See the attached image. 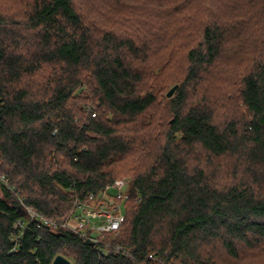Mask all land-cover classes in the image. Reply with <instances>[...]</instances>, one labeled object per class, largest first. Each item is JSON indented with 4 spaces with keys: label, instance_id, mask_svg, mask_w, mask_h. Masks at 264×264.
<instances>
[{
    "label": "trees",
    "instance_id": "16d2710c",
    "mask_svg": "<svg viewBox=\"0 0 264 264\" xmlns=\"http://www.w3.org/2000/svg\"><path fill=\"white\" fill-rule=\"evenodd\" d=\"M87 2L0 0V264L264 249V0ZM119 177L125 220L104 243L15 227L21 197L63 218Z\"/></svg>",
    "mask_w": 264,
    "mask_h": 264
},
{
    "label": "built area",
    "instance_id": "2783aa9c",
    "mask_svg": "<svg viewBox=\"0 0 264 264\" xmlns=\"http://www.w3.org/2000/svg\"><path fill=\"white\" fill-rule=\"evenodd\" d=\"M128 178L119 177L101 194L91 193L87 198L73 199L69 213L63 217H50L37 210L30 204H26L21 197V204L25 216L15 222V227L22 234L35 221L39 227H47L52 230L66 229L78 233L93 243H104L107 234H118L122 222L125 220L123 201L129 197ZM4 183L14 188L9 183L6 175L0 172V184ZM109 244L105 242V246ZM117 250L120 246H116ZM106 248L100 252L105 253Z\"/></svg>",
    "mask_w": 264,
    "mask_h": 264
},
{
    "label": "rangeland",
    "instance_id": "374dc122",
    "mask_svg": "<svg viewBox=\"0 0 264 264\" xmlns=\"http://www.w3.org/2000/svg\"><path fill=\"white\" fill-rule=\"evenodd\" d=\"M87 1L88 0H78L80 7L84 8L86 13H89V11L93 7V3H88ZM94 1L98 2L101 5L103 3H107L109 0H104L103 3L101 2V0H94ZM112 3H116V2L113 1ZM96 13L98 12L96 11ZM174 85L175 84H173L172 86ZM170 88L164 93L166 96H168L167 92L170 90ZM168 97H171V96H168ZM231 159L232 158H225V157L223 159V162H225L226 160L230 162V163H227L229 165H227V167L225 166L223 170L224 175H227L228 173L226 170L228 169L229 171H231L232 165H234L233 163H231V162H234V160L232 161ZM0 195H2L1 185H0ZM220 261H222L223 264H264V249H258V250L256 249L255 252H247L246 250H244L242 257L239 260H236V261L230 260L229 258L225 257L224 260L220 259Z\"/></svg>",
    "mask_w": 264,
    "mask_h": 264
},
{
    "label": "water",
    "instance_id": "95a60500",
    "mask_svg": "<svg viewBox=\"0 0 264 264\" xmlns=\"http://www.w3.org/2000/svg\"><path fill=\"white\" fill-rule=\"evenodd\" d=\"M179 84H175L170 88V90L167 92L168 96H172L176 89L178 88ZM51 264H73L69 258L64 256L63 254H57Z\"/></svg>",
    "mask_w": 264,
    "mask_h": 264
}]
</instances>
